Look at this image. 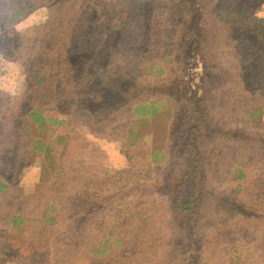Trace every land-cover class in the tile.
Here are the masks:
<instances>
[{
    "label": "trees",
    "instance_id": "trees-1",
    "mask_svg": "<svg viewBox=\"0 0 264 264\" xmlns=\"http://www.w3.org/2000/svg\"><path fill=\"white\" fill-rule=\"evenodd\" d=\"M10 1L48 20L33 44L0 15V262L264 264V16L248 9L264 0L217 14L224 0ZM129 53L140 65L125 72ZM165 103L163 154L148 137ZM51 127L92 138L79 152L62 138L47 147ZM171 152L181 170L153 178ZM35 165L28 201L22 175Z\"/></svg>",
    "mask_w": 264,
    "mask_h": 264
},
{
    "label": "rangeland",
    "instance_id": "rangeland-1",
    "mask_svg": "<svg viewBox=\"0 0 264 264\" xmlns=\"http://www.w3.org/2000/svg\"><path fill=\"white\" fill-rule=\"evenodd\" d=\"M0 3L3 6L0 15H3L4 19L7 21H14L13 27L15 31L29 38L33 44H36L38 42L39 31L48 20V11L44 8H39L32 4H20L18 7L13 6L10 0H0ZM215 5L218 6V8H215L216 14L220 9H223L225 11H237L238 9L244 8V5L242 3L237 4V2H234L233 0H224L223 3H218V1H215L213 2L212 7L214 8ZM248 9H250L252 13L258 16H264V5L252 3L248 6ZM229 60V57L225 59V66H227V62ZM118 62L120 69L125 72L135 71L139 69L140 65L138 56L133 53L123 55L119 58ZM188 74L192 88L196 91V89L200 87V83L202 80L200 69L196 67V60L190 63ZM257 81L263 82L262 79H257ZM21 84L22 80L17 79L15 83L7 87L8 95L16 96ZM55 85V82H50L48 84L49 88L52 90L55 88ZM161 108L162 109L158 113L159 117L158 119H156L157 122H155L154 126L151 129V136L148 137L150 138L148 139V143L150 144V147L153 145V151L162 152L164 154V151H166L167 149L166 143L168 141V135L165 136L164 134V128L167 124V120L165 117L171 113V106L169 103H165L163 106H161ZM144 124L145 121L139 119L138 122H136L135 130H141L144 127ZM59 138H62L64 140V146L67 149L73 152H79L85 148L88 141H90V139L92 138V131L87 128H76L73 129L70 134L65 135L64 129L62 127H51L46 131H42L38 137L39 141L41 143H44L47 147H51L57 142V139ZM119 155L120 146L114 145L106 147L104 171L105 177L110 180H112L117 174L120 159ZM166 162L168 163V166L164 165L166 164ZM164 164H160L156 169L149 167L146 171L150 172L151 174L153 173V178L162 180L164 178H168V175L176 174L182 168V160L178 156L174 155L173 152H171L169 157L165 158ZM39 178V165L31 166L30 168L24 170L22 175V185L24 197L26 200L30 201L34 199L35 192L37 191L39 184ZM170 257L172 256L168 255V257L165 258L170 259ZM214 258H216V256H214L212 259ZM0 264L10 263L2 261L0 262ZM261 264H263V262Z\"/></svg>",
    "mask_w": 264,
    "mask_h": 264
}]
</instances>
